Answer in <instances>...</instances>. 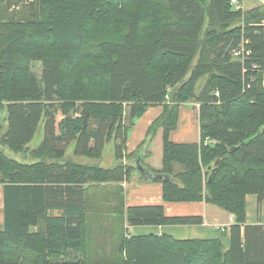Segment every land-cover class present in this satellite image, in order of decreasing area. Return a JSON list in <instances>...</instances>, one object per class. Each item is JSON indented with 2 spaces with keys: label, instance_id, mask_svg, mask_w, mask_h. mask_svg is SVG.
<instances>
[{
  "label": "trees",
  "instance_id": "trees-1",
  "mask_svg": "<svg viewBox=\"0 0 264 264\" xmlns=\"http://www.w3.org/2000/svg\"><path fill=\"white\" fill-rule=\"evenodd\" d=\"M231 1L0 0V264H92L87 242L104 216L94 207L88 214V194L105 186L115 197L108 210L117 251L100 264H264V231L261 260L259 244L241 235L246 196L257 197V212L264 199V4L244 10L237 0V10ZM184 104L198 105L199 143L169 141ZM159 105L128 154L135 120ZM41 122L42 142L29 149ZM158 129L162 167L148 169L166 180L140 179L161 183L164 202L203 201L229 213L228 250L220 239L127 235V227L202 224L166 216L161 205L124 208L117 185L138 159L143 165ZM112 142L113 167L75 160L100 159ZM71 252L82 257L61 259Z\"/></svg>",
  "mask_w": 264,
  "mask_h": 264
},
{
  "label": "crops",
  "instance_id": "crops-1",
  "mask_svg": "<svg viewBox=\"0 0 264 264\" xmlns=\"http://www.w3.org/2000/svg\"><path fill=\"white\" fill-rule=\"evenodd\" d=\"M247 0H243L241 4H245ZM252 1V0H248ZM264 3V2H263ZM243 6V5H241ZM256 7V6H254ZM253 7V8H254ZM250 9L252 7H249ZM244 9V7H242ZM196 108L190 104L179 106L178 120L176 128L169 133V141L174 144L199 143L200 131L196 116ZM191 108V109H190ZM163 112V107L151 106L144 115L135 120L134 126L128 133L126 141L127 153L130 154L137 150L140 144L145 140L147 129ZM162 129H158L149 144L142 149L141 156L143 166L160 170L162 167ZM161 138V145L159 140ZM79 162V161H78ZM116 163V162H115ZM135 172V171H134ZM132 173L130 180L125 181L117 186H121L123 192L124 208L142 205H161L165 215L169 217L195 216L202 218L201 225H170L159 227H127L133 234L140 233H166L177 240L188 239H220L224 248L229 249L230 246V229L233 224L229 223L230 214L226 211L200 202H164L162 198V184L159 182L143 181L140 174ZM115 186V184H113ZM111 204H114L111 202ZM246 218L245 223L241 226V235L243 237L247 233L251 242L259 244V248L253 253L257 259L261 260L262 254V237L258 240L259 233L264 231V199L261 202L260 211L257 212V197L255 195L246 196ZM58 212H55L57 214ZM4 222V192L0 185V228ZM220 227H224V231ZM133 228V229H131ZM137 230V231H134ZM130 231V232H131ZM134 231V232H133ZM262 243V244H261Z\"/></svg>",
  "mask_w": 264,
  "mask_h": 264
},
{
  "label": "rangeland",
  "instance_id": "rangeland-1",
  "mask_svg": "<svg viewBox=\"0 0 264 264\" xmlns=\"http://www.w3.org/2000/svg\"><path fill=\"white\" fill-rule=\"evenodd\" d=\"M263 2H264V0H252V1L247 0L245 2V4H241V5H243L241 7H244V10H248V9H250L249 7L253 8L254 6H259L260 4H264ZM12 9L13 10H19V8H17V6L12 7ZM9 13L11 14L12 12H9ZM216 27H218V26H216ZM196 59H197V56L195 57V60ZM30 65H31L32 74L34 75V77L38 81L41 78V73H42L41 63L39 61H34ZM205 81H206V77H203L200 80H198V82L196 83V86H195V94L200 92L201 88L205 84ZM262 84H264V83H262ZM192 107L196 108L194 105H192ZM0 116H1V123L3 126V130H2V134H3L6 131V122L4 121L5 113L0 114ZM43 126H44L43 122H41L38 126V129L36 131V134H35L33 140L28 145L29 149H34V148L38 147L40 145V143L42 142ZM159 143L161 145V143H162L161 138L159 140ZM1 149H3L5 151V153L10 157H15L17 159H20L19 157H21L19 155H18L19 157L14 156L13 155L14 153H12L7 148H1ZM71 152H72V147L69 148L68 154H71ZM75 160L82 162V163L100 165L103 168L113 167L115 165V162H116L115 157H114V143L112 142V143H109L105 146L102 158H100V159L75 158ZM134 173L138 174V176H139L138 170H136ZM117 190H118V188H117ZM94 192H97V194H94V193L88 194L89 201H90L89 207L91 208L88 211V214L93 212V207H94L99 212L100 217L104 216V218H102L101 220H98L101 231H97L95 228H93V232H92L90 241L92 242V237H93L94 247L92 246V243L87 240L88 241L87 243L89 244V247H88L89 251L86 249V252L90 256V262L92 264H94V263L100 264L103 261H109L112 258L111 255H113V253H114L113 250H116L115 246L117 245V243H115L114 235L111 234V231H110V217H111V215H109L112 207L114 206L113 204H111V202L114 203L115 197L113 198L112 193L109 191L108 187H106V186H105V188L95 190ZM111 197H112V199H111ZM109 208H111V209L108 210ZM131 229H133V228H131ZM130 231H129V229L127 230V235H130L132 233V231L131 232ZM134 231H137V230H134ZM86 248H87V246H86ZM70 257H71V259L77 260L78 258L82 257V254L78 253V252H71L70 255H67L61 259H69Z\"/></svg>",
  "mask_w": 264,
  "mask_h": 264
},
{
  "label": "water",
  "instance_id": "water-1",
  "mask_svg": "<svg viewBox=\"0 0 264 264\" xmlns=\"http://www.w3.org/2000/svg\"><path fill=\"white\" fill-rule=\"evenodd\" d=\"M137 170L147 176L148 178L150 179H157V180H160V181H165L166 178L163 176V175H153L151 174L150 172H148L146 169H144L140 164H139V160L137 161Z\"/></svg>",
  "mask_w": 264,
  "mask_h": 264
},
{
  "label": "bare ground",
  "instance_id": "bare-ground-1",
  "mask_svg": "<svg viewBox=\"0 0 264 264\" xmlns=\"http://www.w3.org/2000/svg\"><path fill=\"white\" fill-rule=\"evenodd\" d=\"M231 3L233 4V5H235V8L237 9V10H239L240 9V6H239V2L237 1V0H232L231 1ZM139 160V159H138ZM137 160V161H138ZM144 169H146L148 172H150L151 174H153V175H160V174H157V173H153V172H151L148 168H146L145 166H143L142 164H140ZM139 174L140 175H142V176H144V177H146L147 179H149V180H157V179H150V178H148L147 176H145V175H143V174H141L140 172H139ZM158 181H160V180H158ZM231 219V220H230ZM234 222V219H233V217L232 216H230V218H229V223L230 224H232Z\"/></svg>",
  "mask_w": 264,
  "mask_h": 264
},
{
  "label": "built area",
  "instance_id": "built-area-1",
  "mask_svg": "<svg viewBox=\"0 0 264 264\" xmlns=\"http://www.w3.org/2000/svg\"><path fill=\"white\" fill-rule=\"evenodd\" d=\"M241 52L239 50H236L233 52L232 56L235 55V56H238ZM231 220V219H230ZM222 231H224V227H220Z\"/></svg>",
  "mask_w": 264,
  "mask_h": 264
}]
</instances>
